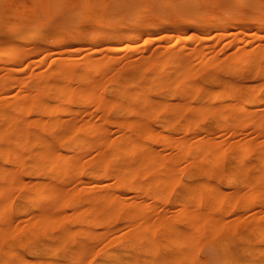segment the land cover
<instances>
[{
  "label": "rangeland",
  "instance_id": "rangeland-1",
  "mask_svg": "<svg viewBox=\"0 0 264 264\" xmlns=\"http://www.w3.org/2000/svg\"><path fill=\"white\" fill-rule=\"evenodd\" d=\"M198 1L200 3V6H201V8H200L201 12L198 11L196 13V22L193 24L191 22L189 23V21L187 20L190 18V14L192 12L191 4L188 0H93V6L95 7L96 10L93 7L92 8L93 11L90 10L86 13V16L84 18L85 20L80 25L82 34L79 37L69 35L68 38H66V40L54 42L53 41L54 34H56L58 32L59 26H64V28H65L64 30L66 31V30H70L77 23V19H78L77 18L78 17L77 9L79 7H81V5H80L81 0H66L65 4H57L58 0H54L55 6L53 4H48L47 0H0V42L1 43H4L2 41H8V40L16 39V38L22 39L23 37H25L29 33V31L32 28L37 27V26H42L45 24L47 25V27L43 28L36 35V39L39 41L40 45L43 46V49L41 51H40V49L36 50L35 48L34 49L31 48L30 52L26 53V55H24L23 58H21L19 61L15 62V63L5 64L2 60V58H0V81H2L8 75L9 76L11 75V77H10L11 80L8 81V83L10 82V84H9V86L7 85L8 88L6 87L4 92L3 91L0 92V94H2V98H3V99L1 98L2 106L8 105V103L10 104V102L18 94H22V93H26V92L32 93L29 91H32V89L35 90V88L38 85H40V83L42 84V81L48 76L47 74L50 73V71L47 70L48 69L47 67H48V64L51 63V61H50L51 59H52V61H53V58L59 59V60H64V59L69 57L70 59H69L68 63H70V65L69 64L68 65L71 67V70H70L71 73L69 72V74H66L67 77L62 76L63 77L62 80L65 79L63 81L59 78V77H61V75L57 77L60 80L61 84H64L65 81L66 82L69 81V83L73 84L72 85L73 88L76 87L74 85L84 87V86H87L88 84H89V86L93 83L99 84V85L96 84L97 87L96 86L93 87L91 85V88L93 87L92 89H94L93 91L95 92V94H99V96H100V98L98 97L99 102L96 101V103H95L94 101H92L90 99L91 101L87 100V101H89V104H87L88 103L87 101L85 102L86 105L85 104L81 105V104L75 103V102L72 104V106L77 108L79 111L78 112L79 115L77 116L78 122H79V120H81V122H83V120H86L87 118H90V117L92 120H94L95 117L97 119H101V120H97L95 118L97 120V122H100V123H102L103 119H105V118L107 119L110 117L109 119L112 120L117 116L120 117L122 120H126L129 118L128 116H131V114H137V110L138 111L141 110L142 112L145 113L146 124H147L148 129L150 130L151 134H154V135H152V142H151L152 146H150L149 151L152 152L154 154V156L158 157V161L149 164V165L153 166L152 168H151V166L148 165L149 168L147 167V171L148 170H150V171H148L147 173H145L142 176H139L136 179L137 182H139V181L141 182V185H142V183L143 184L145 183L144 184L145 186L143 187L144 191H142V193H141V191H139V189L134 190V189L127 187L128 185H126V186L120 185L117 188H114V192L116 191L115 193H117V194H119V193L121 195L123 194L122 197H124V198H122L121 201H124L123 202L124 205H121V210H117V211H119V212L116 211L117 214H116V212H114V213L112 212V214H115L113 216H112V214H110L111 213L110 211H112V210H109V209H111L109 207L106 208V210L109 212H107L105 209H104V211H106V212H104L103 210L98 208V210L99 209L101 210V211L99 210L101 213L103 212V214H101V215L99 214L100 212L98 210L94 211L97 209V207L101 203H103L104 200L103 199L101 200L100 196L95 198V200H94V198H90V197H92V195H91L92 191L94 192L96 190L94 193H96V192L100 193V191H101V194H103V193H109L112 190V184H111L112 179H111V177H107V176L102 177L103 174H100V177L98 178V180L93 181L94 183L91 182L92 181L91 180V172L96 170V162L98 163V162L104 161L106 158L109 157L108 155H106V153L110 154V152L112 151V149L114 147V142L116 141V139H118L117 137H119L120 131L115 128L116 124H114L113 122H112L113 125L109 123L108 124L109 126L106 125L105 126L106 129H103L105 131V133L102 134L104 132L103 130H102L103 132L101 131L102 133H100L101 137L103 136L102 141L99 139V141H101V143L98 142V144L96 143L97 145L95 143H93V145H91L90 149L88 148L89 150L87 149L86 152L84 151L85 154L83 152L79 153V155L80 154L81 155L80 156L78 155V156L80 159H82L79 161H81L80 163L83 165V167H82V165L80 164L81 168H79V171H80L78 173L79 175L77 174L76 175L77 177L72 176L73 178H71L69 181L67 180L65 182L66 184H64L65 186L63 185L65 187L64 190L66 191L64 193H66V194L71 193V191L74 192L75 189H81V188L83 189L84 184L87 185V188H85V190L81 189L82 191L81 190L75 191L76 192V194H74V197L76 196L74 199L75 205L74 204L71 205L67 198H66L67 201H65L63 199L65 204L63 203V200H61V202H59V200H58V202H57V197L54 195V197L56 198L55 199L56 202L54 201V197H53L52 198L53 200L52 199H50V200L49 199L48 200L43 199L42 202L40 203V206H38L39 204H36V202H34V205H36V206H33V205L28 206L26 203V200H25V195L29 191H31L33 188H35L36 186H38L40 184H42L44 186H48L49 185L48 183H51V182L52 183H58L60 181V179L63 178L62 177L63 174H61L59 172H57V173L52 172L50 174V176L45 174L41 170H40L41 172L37 171V173L31 174V175L27 173V171H28L27 168H29L27 166H29L28 164H31V162H32L31 158H33V155H34V154L32 155V153H34L36 151V147H30L29 146V139L32 136V135H30V133L32 134V130L35 129L34 127H36V129L34 130L35 132L41 130V127H38L39 125H37V126L35 125L36 124L35 122L38 121L36 116L39 117L38 116L39 114H36V116H34L36 119L35 118L32 119L33 121H29V125H27V127H28L27 129L29 130V133H28L29 137L27 136L28 138L25 139V141L26 140L27 141L26 142L23 141V143L25 142L24 144L22 143L23 145H26L25 158L22 161V165H20V166L18 165L19 167L16 168L17 171L13 172V175L15 176V177L13 176V178H15V179H17V177L20 178V180H18V179L17 180L23 186L22 185H17V186L13 185V187H15V188L10 186L9 189H7L9 191L7 193V196H8V194L9 195L11 194L10 195L11 198H10V196H8L10 201L8 200V202H5V204H4V208L10 206L11 209L13 210V211L11 210L12 213H11V211L8 213V217L6 216L7 217L6 221H8V222L10 221L9 224L11 223V225L13 227H12V229H9V230H12V232L8 230L9 233H7L8 231H5V230H7V229H5L4 231L6 233L4 231H3L4 232L3 234H2V232L0 233V237L2 238V239L0 238L1 239L0 248H6L9 246V247H12L14 250L15 249L18 250V253L21 252L20 253L21 255L16 254L13 258H15L16 260L22 261L23 258H21V257L27 258V256H28L29 259H32V258L34 259L36 257V260H37V258H38V260L40 259L39 261L48 258L50 260L55 259L54 261H57V262L58 261L64 262L63 260H68V258L71 255L75 256L77 253H79L82 249L81 247H83V248L86 247V248H84L85 249L84 255L88 251L87 248H89L91 251L89 250L90 252H87L88 258L86 257L87 254H86V256H84L82 254L83 255L82 257H84V259L86 257V259H87V260H85L86 263H82V264H95L101 260V258L103 257L104 251H106V250L123 251L125 246L127 245V242H125L124 238L128 237L127 239L129 241L128 240L127 241L130 243V244L128 243L129 244L128 246L132 247V249H135V246L137 244H136L134 238L138 235H142L143 233L150 235V237L154 240L156 247H154L155 249L153 251H155L161 255H164V256L172 255V253H176L179 250V247L184 245L183 242H185L187 236L183 237V239H182L183 242H180L181 239L179 240L180 245H178V243H177V245H172V244L169 246L163 245V244H166L167 242H169L168 241V238H169L168 235L174 234V231L173 230L164 231L160 227L161 223H159V220L161 221V218H162V219H165L167 222H170L171 224L173 223L175 225L176 229L177 228L180 229V226H181L182 229H180L179 231L186 229V227H187V231H188L189 228H188V224H187L186 220L179 219V220L175 221V219H173L172 216L174 218H176V216H174V215H176L175 211H177V208L180 206L178 203L181 204L187 200V196H186V194L188 192L187 183H189V181L194 182V184H195L194 186L196 187V195L198 194L197 195L198 198L195 196L198 199V201H196V203H197L196 205L203 207V210H204L203 211V214H204L203 219L204 220L207 219L211 214L218 213L219 216L222 218V220H224L225 218H228V219H225V221H229V219L231 218L232 221L235 219L237 221L238 219L240 220V216H238V214H239V215H241V220H242L241 222L243 224L238 222L239 221L238 220L237 221L238 223L235 221V224H233L231 226L232 228L229 227L227 229L226 228H223V229L220 228L218 230L216 229L215 230L216 233L213 232L214 231L213 227L205 224V226H207V228H209V229L204 227L205 229L203 228L201 230V232L198 235L199 237L197 236L196 239L194 238L196 240V242L192 243V245L194 244V246H196V247L193 246L194 248L192 249L191 252L195 251L194 255L196 257L192 253L191 260L186 261L188 263H186L185 261H182V262H178V264H199V263L200 264H217L219 262V260L221 259V252H229L232 250L235 251L240 246L244 245V240L242 238L246 239V237L249 235L250 227L252 225L250 221L253 222L252 219H256L255 221L258 220L261 224H264V219H262V217H264V201H262V198H264V197H260V196H264V191H260V193H259V191H257L252 195V197H250V199L247 198V200L245 201V204H244L245 210L241 207L242 202H243V197L245 195L246 196L248 195L246 193H248L249 191L253 192V190H255L257 187L264 186V180L261 179L258 182L257 180H259V179L256 176L248 177L246 175V173H249V172L252 173L253 171L261 169L262 167H264V164H262L260 161L255 159L257 154H258V148H256V147H258V145L264 143V84H262V83H264V67H262V64H264V54H262L261 51H260V54H258L259 49H264V37H260L257 40L255 38V34H260V35L264 36V26H262V25H264V3H262V1H264V0H198ZM19 8L24 10V12L19 11L20 10ZM16 9H18V10H16ZM135 10L140 11V13H143V15L137 17ZM17 11H19L20 13H23V14L24 13L28 14V16L26 15V17L29 20H26L24 18L25 21L22 22L23 17H21V16H20V18H22V19L19 20L20 19L19 16L17 17L15 15V13H18ZM8 12H12V13H8ZM13 12H14V17L12 15ZM113 12H116V13L119 12L118 13L119 15L122 14L121 17L125 18L126 21H128V24L131 23L132 21H134V22L136 21V29H137V27H139V28L141 27L140 28L141 31H139L138 35L133 39H130V40L124 39V40H118V41L114 42L113 44L115 46H117L118 50L116 49V50H113V52H112L111 50H107V49L103 48L104 47L103 45H107V44H109V42H107V41L104 42L103 40H100V34L99 33H101V30H103V28L104 29H106L107 27L111 28L110 27L111 21L107 22L104 20V18L106 16V14L112 15ZM144 12H146L145 15H144ZM9 14H11L12 16L10 15L11 16L10 17ZM68 14H70V18H67ZM210 14L214 15L213 16L214 18L210 17L209 16ZM215 14H217L218 16L219 15H221V16L227 15L230 17L231 22L229 21V24L228 25L226 24L227 26H225L224 30L227 32L224 31L226 33V34L224 33V35H226V36L223 35L224 37H222V35L221 36L218 35V37H217L216 33L213 34V32H214L213 28H214V25H216L217 19H218L217 17H215L216 16ZM29 15H31L32 18ZM115 16H116L115 14L112 15L113 18ZM17 18H19V19H17ZM33 18L34 19L36 18L35 21L33 20ZM206 20H208L209 22ZM47 21H49V22H47ZM204 21H206V22H204ZM12 23H19L20 28L18 30H11L10 26ZM236 23H238L240 25L238 26V24H236ZM93 24H96L98 26V40H100V42L102 41L104 43L101 42L99 44V41H98V44L96 46V48H98V50L88 54V53H86L85 48L87 46L88 33H89L90 29L92 28ZM160 25H162V26H160ZM146 27L147 28L150 27V31L147 34L145 31L143 32V28H146ZM162 32H166V33H170V34L172 33V36H170L167 39V37H162ZM233 32H234V34H233ZM244 33H246V35ZM247 33H248V35H247ZM178 34L181 35L183 38H187L188 40L187 39L184 40V41L187 40V42L183 43L184 46L181 45L183 47H180L179 49L177 47L176 50L175 49L171 50V52L174 55H176V58L181 60L180 63H182L181 65L179 64V66L177 65L178 63L174 64V66H173V64L172 65L168 64L169 63V62H167L168 59H166L167 57H165L166 55L164 54L165 51H163L165 49L162 46H165V44L168 45V43L170 44L174 40L175 37L179 36ZM191 35L195 36V37L192 38ZM184 36H186V37H184ZM157 38H159V39H157ZM235 38L236 39L239 38L240 41L236 40ZM232 39L234 41L230 42V40H232ZM161 40H163V41H161ZM61 42H63V43H61ZM65 42H67V43H65ZM68 43H70V44H68ZM23 46L27 48L26 44H23ZM130 48H131V50H130ZM126 49H129V51ZM199 54H201V56ZM239 54L251 55L253 60H254L252 66L245 67V68L240 67L239 61L236 58ZM197 55L200 57H198ZM209 56L211 58H209ZM88 59L89 60L91 59V61H93L94 64L96 63L91 71L90 70L88 71L86 69V66H85V63ZM164 59L167 61H165ZM102 60L104 63L102 62ZM204 60H205V62H204ZM207 60H209V61H207ZM79 61H80V64H79ZM198 61H200L199 64H198ZM194 62H195V64H194ZM201 62H204V63L201 64ZM157 63H158V65H157ZM133 65L135 67H133ZM186 66L189 67L188 68L189 72L187 71L189 74L186 72L185 73L188 74L189 76H187L185 73H183L184 74V77H183V75L180 74V72L178 74V71H179L178 67L181 69V68H184ZM233 66H234V70H230V69H233ZM236 66H237V68H236ZM176 67H177V69H176ZM176 70H178L177 73H176ZM46 71H48L49 73H47ZM84 71L86 73L88 72V74L92 75L91 77H93V78L90 77V80L95 79L94 80L95 82L94 81L89 82V79H87L86 76H85L86 78L83 77L82 80H81V78H76V76H79L78 74H81ZM89 72H91V73H89ZM114 73H115V75H114ZM112 75H113V77H112ZM137 75H139V76H137ZM181 76L183 78H181ZM213 76H215V77H213ZM79 77H81V76H79ZM84 78L87 80H85ZM155 78L159 81L153 86L150 85L151 80H153ZM69 79L72 82H70ZM111 79H113V80H111ZM182 79H183V81H182ZM21 81L22 82L24 81V82L20 83ZM192 81H194V82H192ZM227 82L230 84L236 85L240 88L251 86L250 88L252 89L253 93L254 94L256 93L257 95H259L262 98V100L260 99L259 102H255V103L251 104L250 105L251 110L248 109L249 111L248 110L239 111L237 113L236 117L229 118L228 121L226 122V127L234 128L235 132L234 133L231 132V134H230V132H228L229 134L226 133L224 142L223 141L220 142V140H219L221 138L220 135L222 134V132L224 133L225 130L222 131L223 128L220 126L221 121L218 118V114H220V112L222 110H224L225 105L231 101H229L227 99L226 100L225 99H216V100L212 101L208 97V95H207L208 92L206 90H210V89L211 90H218L219 87L220 88L225 87ZM69 83H68V85H71ZM193 83H196L195 84L196 86H194ZM191 84H192V86H191ZM100 85L102 86L101 87L102 90L100 88ZM149 85L152 87H150ZM176 85H177V87H176ZM104 88L105 89L107 88V89L105 90ZM134 93H136V94L139 93L138 94L139 97L136 96V98L132 100L131 97L133 96ZM145 93L148 96L150 95V97H148L151 100L150 103L151 102L156 103V102H159V100L165 101V103H167L166 109L163 111V116H165L164 117L165 119L162 117L163 119L161 121H159L158 119L156 120V114L157 113L153 112V114H152V112L149 109L150 106L148 105L147 102H145L143 100V96L146 95ZM51 94L52 93L50 91H47V92L42 94V98L44 97L45 100H50ZM95 96H97V95H95ZM140 96L142 98L141 100L144 102H141ZM114 97L115 98L119 97L118 100L120 99L119 100L120 101V105H119L120 107L113 110L115 106L113 104L111 105V103L109 102L110 106L103 107L104 109L102 110L101 109V105H103L102 102L103 103H104V101L108 102L107 100L111 101V99L113 100ZM4 99H6L7 101H5ZM103 99H104V101H103ZM149 99H148V101H149ZM3 100H4V102H3ZM134 100H136V101L138 100V101L135 102ZM243 100H245V96L243 94L236 95L235 101L232 102V109L235 108L237 102L243 101ZM62 102L65 103L66 100H63ZM51 103H54V102L52 101ZM122 104H123V106H122ZM137 107H138V109H137ZM141 107H142V109H141ZM94 108L96 109L95 112H94V110H95ZM99 108L101 109V112H99V110H100ZM107 108H108V110H107ZM97 109H98V111H97ZM118 109H120V110L118 111ZM28 110H26L24 114L27 117L29 116L28 118H29V120H31V116L33 118V115H35V113L33 111H31L30 109H28ZM81 110L83 113L80 112ZM104 110H106V112ZM116 110H117V112H116ZM201 111H203L204 114L201 115V113H203ZM97 112H99V113H97ZM95 113H97V115ZM146 113H148V114H146ZM199 113H200V115H199ZM99 114L102 115V117H99ZM67 115H68L67 113H64V115L62 114L61 119H64V118L66 119ZM69 117H67V118H69ZM96 120H94V121H96ZM33 123H34V126H33ZM126 125H127V123H126ZM131 126H132V124H131ZM174 126L177 128L176 131L175 130L171 131L172 127H174ZM123 127H124V129L127 127L125 130L129 129L128 125L126 127L122 126V128ZM201 127H202V130H201ZM183 128H185V129L183 130ZM205 128L211 129L209 131H210V133L212 132L213 134H210L212 136V139H210V141L208 142L207 147H203L202 149L203 150L205 149L208 151V148L210 147L209 149L212 150L215 154H217V152L221 151V150H222V152L224 151V153L225 152L227 153V154L225 153L227 156H225L223 158L222 157L215 158L212 161L206 160L207 162L205 161V156H204L207 151L204 150V152H203V150H202L201 154L203 156L200 155V156H202V159L204 157L201 166L206 165V167H203V168L204 169L206 168V170H211L213 172L212 175L208 178V182H209V180H210V182L214 181L213 183H210V182L209 183L211 185L213 184L212 186H214V187L217 186L218 188L222 189V190L217 189L219 191L218 196L222 192L221 196L225 195V197H226L224 199V196H223L221 199L222 202L220 200L219 201L220 203L216 204L217 206L215 205V203L212 205L214 199L210 200V199L214 198V196H213L214 194L212 195V197H211V194L210 195H209V193L206 194V192H203V188H202L203 184L200 185L201 181L199 182V180H200L199 178L205 179V172L203 171L202 168H200L201 166L200 165L197 166V169H196V167H195L196 165L195 166L193 164L186 165L187 161H184L185 159H183V158H182V160L181 159L176 160V158L179 156V154H178L179 153V147L176 144L178 142V140L183 135H185V137H186L188 134V139L190 138V140H188V142H190V141L192 142L194 138L196 139V135H197V138L199 137L198 135L201 132L202 133L200 134L199 138H206V136H207L206 131L207 130H205ZM257 128H259L260 131ZM65 131L66 130H62V132L59 131V133L57 132L58 135L61 133L62 135L60 134V136L63 138L62 140L60 138V141L58 140L59 142H57V140H56V142L54 143L55 152H57L58 154L66 153V151L68 152L70 150L69 148L72 149V146H74L73 143L63 141L69 135L68 130L66 131L68 133H66ZM195 131L198 133L196 134ZM203 131H205L206 133ZM64 132H65V134H63ZM129 133H130V135H129ZM129 133H127V135H124V138H122L123 135H121L122 143L123 142L126 143L128 140L130 141L131 138H134V137L135 138H138V137L141 138L140 134H138L136 132H134V133H136L137 135L134 134L133 131L129 132ZM66 134H68V135L66 136ZM132 134H134V136ZM63 136H65V137H63ZM226 139H227V141H226ZM164 140L167 141V145L169 144L168 147H167V145H166V147H161V143L164 142ZM244 143H247L249 147L251 146L252 150L250 151L251 153L247 156L246 161H244V163L240 164V166L243 167L242 171L244 173V175L242 177V181L226 183L225 182L226 174L231 170V164L233 163V158H232L233 154L232 153L237 152L236 150H238V145H240V144L242 145ZM189 144H191V143H189ZM229 144L230 145L232 144V145L230 146ZM94 145H95V147H94ZM96 147L97 148L99 147L98 148L99 154L97 153ZM28 153L30 154V156ZM228 153H230V155L232 154V157ZM175 154H178V155L176 156ZM31 155H32V157H31ZM175 156H176V158H175ZM27 157H30V158H27ZM85 160H87V161H85ZM89 160H91V161H89ZM167 160H170L173 167H174V170H175L174 178L176 177V180L174 182L175 184H173V186L170 188L171 190L167 191L166 190L167 188H164L165 191H163L162 189H160V190H162L161 191L162 194H161L160 190L157 189L156 186L154 185V181H155V179H157L156 176L161 175L159 173V170L165 164V162H167ZM93 161H96V162L94 163ZM1 162H2V160L0 159V163ZM25 162H26V164L23 165V163H25ZM83 162L85 164H83ZM173 163H175V164H173ZM88 165H90V166H88ZM22 166L25 169H23ZM140 166H142V165H140ZM207 168H209V169H207ZM188 172H191V174ZM59 174H61V175H59ZM151 177H153V179ZM178 178H180V180ZM181 179L185 180L187 183L185 181L181 182ZM176 181H178V183H176ZM0 182H1V177H0ZM88 182H90L89 184H92L90 186L93 188H91L90 186L88 187V185H89V184H87ZM150 182H152V183H150ZM184 182L186 183V185ZM66 185H67V187H66ZM124 186L127 188H125ZM243 186H246V187L242 188ZM68 187H69V189H68ZM240 188H241V192L243 191L242 192L243 193L242 198L238 197V198L231 200L230 194L235 192V191H231V190H233V189L234 190H236V189L240 190ZM86 189H88V190H86ZM147 189L150 190L151 192L146 193L145 191L148 192ZM68 190H70V191H68ZM152 190H153V192H152ZM175 190L177 192H175ZM186 190H187V192H186ZM225 190H226V192H231V193L228 194L225 192ZM78 191H79V193H78ZM135 191H137V193ZM223 192H224V194H223ZM117 194L115 196H117ZM120 194L118 196H120ZM154 194H155V196H154ZM249 195L251 196V193ZM17 196H18V198H17ZM216 196H217V194H216ZM8 197H6V198H8ZM84 197H85V199H84ZM86 197H87V199L89 198V201L86 200ZM247 197H249V196H247ZM196 198L194 199L193 202H195ZM120 199H121V197H120ZM127 199H128V201H127ZM132 199L135 200L133 208L134 209L136 208L135 211L138 212V213H136V215L140 214V211L137 210L138 208H140V210L143 209L142 208L143 206H141L142 205L141 203H143L144 207H145V210L143 211L144 213L150 211L149 215L150 214L151 215L148 216V213H147V217L145 216V214L143 212H141L142 214L140 216H142V217H140V218H142L143 222H145L151 218V220H149L150 222H148L150 225H152L155 222V220H156L157 224H159L157 226V224H155L156 223L155 222L153 224V226H151L152 228L154 227L152 230V233H151V231H149L150 229L148 230V229L142 228V227H146V226L149 227L150 226L149 224H148L149 225L148 226L147 223L145 222L146 224L145 223L144 224L146 226H143L144 224H141L142 225L141 226L138 222L139 221L138 219H137V221H135L137 216L134 215L136 217V218L134 217V219H133V217L127 216V210L132 208V201H133ZM217 199L218 198H216V200ZM146 200L148 201L149 204L147 203ZM159 200H162L163 203H161L162 201H160L158 203ZM216 200H215V202H216ZM0 201L4 202V201H7V199L2 198V199H0ZM95 201H97V202H95ZM126 201L129 202L130 205ZM136 201H138V202H136ZM140 201H141V203L139 204ZM233 202H234V205L231 204ZM56 203H58L57 206L59 204L61 205L62 203L64 205L62 204L61 205L62 207L61 206L57 207L55 205ZM73 203H74V201H73ZM123 203L121 202V204H123ZM125 203H127V204H125ZM135 203H137V205ZM226 203H228V205ZM54 205L56 206L55 208H54ZM69 205H70V207H68ZM176 205H178V206H176ZM88 206L91 208L93 207L92 209H94V206H96V208L94 210H92ZM124 206H125V208H124ZM126 206H128V207H126ZM204 206H206V207L208 206V208L206 209V207H204ZM38 207L39 208L41 207V209H39ZM218 207H221V209H220L221 211L218 210ZM26 208H29L30 212L32 211V213H31L32 216H33V214L35 215L40 210H43V209L44 210H48V209L50 210L51 209V211L53 209H55L56 211L55 210H53V211H54L56 217L59 214V217L56 219L57 221L59 220V223L57 224V221H55L56 223L52 222L51 225H50V223H47L45 228H42V230L44 229L43 231L39 230L33 236H30L29 231H28L30 229H28V228L30 227V225L33 222V220L31 219L33 217H30L31 220L29 219V217L24 218L25 215L23 214L22 210H24ZM87 208H89L91 210V212L89 209L86 211ZM217 210H218V212H217ZM16 211H18V212H16ZM35 211H37V213H33ZM93 211H94V213H93ZM125 211H126V213H125ZM88 212H90V214H88ZM104 213H105V215H104ZM64 214H65V216H64ZM72 214H73V216H72ZM161 214H162V216H161ZM247 214H249L250 217ZM22 215H24V216H22ZM68 215H71L72 218ZM159 215H160V217H159ZM206 215H207V218H206ZM83 216L84 217L86 216V217L83 218L82 222L79 221L81 219V217H83ZM125 216H127V217H125ZM234 216H236V217L233 219ZM87 217H88V222L87 221L83 222L84 219H86ZM101 217H103V220L101 219ZM167 217L169 220H167ZM67 218H69V219H67ZM93 218H95L96 220ZM126 218L128 220H126ZM143 218L146 220L144 221ZM100 219L102 220L101 222H100ZM132 219L136 222L135 224L137 225V223H138L141 226V228L138 226L139 228L136 229L137 228V226H136L134 232L130 231L131 234H127V232L122 234L121 231L125 232V226L127 225V223L129 222L128 224H130V222H131V224H132V222H134ZM90 220H91V222H90ZM152 220H154V221H152ZM76 221H77V223H76ZM28 222H30L28 225L25 224ZM90 223H93V224H90ZM140 223H142L141 219H140ZM15 224L18 227H20V226L21 227L20 228L17 227L18 228V230H17ZM18 224H20V226ZM52 224H54L55 226ZM241 224H242V226H241ZM62 226H64V227H62ZM66 227H68V228H66ZM70 227H74L73 230L75 229V227L76 228L80 227V230L82 229V227L84 229L87 228V229H89V231H92V233L88 232V234L93 235V236L91 237L89 235L90 236L89 237L87 235V238H86L85 235L82 236L83 234H80V235L78 234V232H80V230L78 231L77 229H75L74 233L76 232L75 234H76L77 238L75 237V238L64 239L62 235L64 234L65 229H72ZM15 229L17 230L16 232H15ZM119 229H121L120 232H118ZM210 229H212V231ZM20 230H23L22 234H20L21 233V232H19ZM106 230H108V231H106ZM159 230L161 233L159 232ZM112 231H113V234H112ZM138 231H139V233H138ZM141 231L143 233H141ZM177 231H175V232H177ZM103 232L104 233L106 232V233L104 234ZM107 232L108 233L110 232L109 236L111 235V237H109L107 235L108 234ZM130 232H128V233H130ZM170 232H171V234H170ZM99 233H101V234L99 235ZM102 233L104 236L102 235ZM134 233L136 234V236H134L135 235ZM155 233H156V235L154 236ZM212 233L214 236L212 235ZM4 234H6V235H4ZM115 234H118L123 238L116 235L118 237V239L115 240L117 238V237L114 238ZM126 234H127V237H124V236H126ZM17 235H18V238H17ZM78 236L80 238H78ZM83 237H85V238H83ZM129 237H131V238H129ZM20 238H21V240H20ZM60 238H62L63 240L61 241ZM108 238H113V239H108ZM29 239H30V241H29ZM165 239H166V243H165ZM109 240H110V242H109ZM39 242H41V244H39ZM59 242H61V243H59ZM83 242L85 244H87V246H85V244H83L84 245L83 246L82 245ZM123 243H125V244H123ZM47 245H50V247H52L50 249V251H47L46 247H43V246H47ZM104 245H106V246H104ZM117 246H119V247H117ZM164 246H166V247L163 249ZM191 246H190V250H191ZM32 247L35 248V250H34L35 254L33 252H31L32 249H30V248H32ZM79 247L81 249H79ZM27 248H29V249L27 250ZM194 249H196V250H194ZM26 252L28 253V255ZM92 252H93V254H91ZM147 252H149V249ZM191 252H190V255H191ZM145 253L146 252H144V253L142 252V256ZM89 254H91L90 255L91 257L89 256ZM165 254H168V255H165ZM5 256H6L5 251H3V250L0 251V260L2 258H4ZM75 257H77L79 260L81 258V261H84L82 259L80 253ZM79 260H78V263L81 262ZM95 260H97V261H95ZM168 262L169 261H167L165 263H168ZM170 262L172 264L174 263L173 260ZM78 263H76V264H78ZM165 263H163V264H165ZM171 263H168V264H171ZM37 264H44V263L41 261V262H38ZM140 264H142V263H140ZM175 264H177V263L175 262Z\"/></svg>",
  "mask_w": 264,
  "mask_h": 264
},
{
  "label": "bare ground",
  "instance_id": "bare-ground-1",
  "mask_svg": "<svg viewBox=\"0 0 264 264\" xmlns=\"http://www.w3.org/2000/svg\"><path fill=\"white\" fill-rule=\"evenodd\" d=\"M189 2H190V4H191V9H192V12H191V14H190V18L189 19H187L188 21H189V23L191 22V23H195L196 22V13L199 11V12H201L200 11V8H201V6H200V3H199V1L198 0H188ZM202 2V1H201ZM47 3L48 4H53L54 6H55V3H54V0H47ZM66 3V0H58V3L57 4H65ZM237 3V2H236ZM262 3H264V1H262ZM25 4V3H24ZM81 7H79L78 9H77V11H78V19H77V23L70 29V30H64L65 28H64V26H59V30H58V32L56 33V34H54V38H53V41L54 42H57V41H63V40H66V38H68V36L69 35H71V36H75V37H79L81 34H82V32H81V28H80V25H81V23L85 20L84 18H85V16H86V13L88 12V11H90V10H92V8L94 7L93 6V0H81ZM203 5V4H202ZM189 6V5H188ZM15 7V6H14ZM31 7V6H30ZM16 8V7H15ZM23 8V7H22ZM20 9V8H19ZM94 9H95V7H94ZM163 9V8H162ZM190 9V10H191ZM16 10H18V9H16ZM96 10V9H95ZM19 11H23L24 12V10H22V9H20ZM19 11H17L18 13H15V15L18 17L19 16V18H20V16L21 17H23V20H22V22L23 21H25V19L26 20H29V19H27V17H26V15L28 16V14H26V13H20ZM27 11V10H26ZM93 11V10H92ZM207 12V11H206ZM218 12V11H217ZM8 13H12V12H8ZM119 13V12H118ZM118 13H116V12H113V14L112 15H116L114 18L112 17V15L111 14H106V16H105V18H104V20L105 21H111V28H106V29H104L103 28V30H101V33H99L100 34V40H103L104 42L105 41H107V42H109V44H107V45H103L102 47L104 48V49H107V50H111L112 52H113V50H118V48H117V46H115L113 43L114 42H116V41H118V40H124V39H128V40H130V39H133V38H135L137 35H138V32L139 31H141V27L139 28V27H137V29H136V21L134 22V21H132L131 23H129L128 24V21H126V19L125 18H122L121 17V15H119ZM135 13H136V16L137 17H139V16H142L143 15V13H140V11H138V10H135ZM31 14V13H30ZM146 14V12H144V15ZM150 14V13H149ZM212 14V13H211ZM209 15L210 17H212V18H214L213 16L214 15ZM6 15V14H5ZM11 14H9V16H10ZM13 17H14V12H13ZM11 15V16H12ZM95 15V14H94ZM135 15V14H134ZM148 15V14H147ZM216 16L215 17H217L218 19H217V23H216V25H214V28H213V30H214V32H213V34L214 33H216V35H217V37H218V35L219 36H221L222 35V37H224V36H226V35H224V33L225 32H227V31H225L224 29H225V26H227L228 24H229V21H230V17L229 16H227V15H217V14H215ZM8 16V15H7ZM10 16V17H11ZM25 16V17H24ZM29 16H31V15H29ZM124 17V16H123ZM136 17V18H137ZM19 18H17V19H19ZM25 18V19H24ZM31 18H32V16H31ZM67 18H70V14H68V16H67ZM135 18V19H136ZM22 18H20L19 20H21ZM36 19V18H35ZM35 19L33 18V20L35 21ZM140 19V18H139ZM103 20V19H102ZM137 20V19H136ZM232 20V19H231ZM37 21V20H36ZM40 21V20H39ZM138 21V20H137ZM206 21H208V20H206ZM206 21H204V22H206ZM44 22V21H43ZM47 22H49V21H47ZM209 22V21H208ZM231 22V21H230ZM243 23V22H242ZM106 24V23H105ZM227 24V25H226ZM236 24H238V23H236ZM244 24V23H243ZM152 25V24H151ZM157 25V24H156ZM155 25V26H156ZM240 24H238V26H239ZM149 26V25H148ZM154 26V27H155ZM160 26H162V25H160ZM262 26H264V25H262ZM45 27H47V25L45 24V25H42V26H37V27H34V28H32L30 31H29V33L25 36V37H23L22 39H19V38H16V39H12V40H8V41H2V42H4V43H1L0 44V58H2V60H3V62L5 63V64H8V63H15V62H17V61H19L21 58H23L24 57V55H26V53H28V52H30L31 50V48H35L36 50H39L40 49V51L43 49V46L42 45H40V43H39V41L36 39V35L43 29V28H45ZM88 27V26H87ZM143 27V26H142ZM152 27V26H151ZM20 28V26H19V23H12L11 24V26H10V29L11 30H18ZM158 28V27H157ZM152 30V29H151ZM146 32V34L147 33H149V31H150V27L149 28H143V32ZM225 31V32H224ZM142 32V33H143ZM167 32V31H166ZM166 32H162V37H167V39L170 37V36H172V33L170 34V33H166ZM230 32V31H229ZM175 34V33H174ZM195 34V33H194ZM212 34V35H213ZM226 34V33H225ZM233 34H234V32H233ZM245 35H246V33H244ZM179 35V34H178ZM196 35V34H195ZM224 35V36H223ZM247 35H248V33H247ZM19 36V35H18ZM192 36V35H191ZM197 36V35H196ZM184 37H186V36H184ZM193 37H195V36H192V38ZM201 37V36H200ZM260 37H264V36H262V35H260V34H255V38H256V40L258 39V38H260ZM254 38V39H255ZM157 39H159V38H157ZM185 39H187V38H183L181 35H179V36H177V37H175L174 38V40L169 44L168 43V45H166L165 44V46H162L165 50H163V51H165L164 52V54L166 55L165 57H167L166 59H168V61L167 60H165V61H167V62H169L168 64H173V66H174V64H176V63H178L177 65L179 66V64L181 65L182 63H180V59H177L176 58V55H174L172 52H171V50L173 49H175L176 50V48L178 47V49L180 48V47H183L184 45H183V43L184 42H187V40L186 41H184ZM236 39V38H235ZM100 40H98V26L96 25V24H93L92 25V28L90 29V31H89V33H88V39H87V46H86V53H92V52H94V51H96V50H98V48H96V46H97V44H98V41H99V44L102 42H100ZM219 40V39H218ZM236 40H239L240 41V39L238 38V39H236ZM161 41H163V40H161ZM165 41V40H164ZM216 41V40H215ZM232 41H234L233 39L232 40H230V42H232ZM104 42H102V43H104ZM60 43V42H59ZM61 43H63V42H61ZM65 43H67V42H65ZM76 43V42H75ZM78 43V42H77ZM23 44H26L27 45V48L26 47H24L23 46ZM68 44H70V43H68ZM163 45V44H162ZM181 45H183V46H181ZM129 48V47H128ZM103 49V50H104ZM168 49V50H167ZM126 50H128L129 51V49H126ZM130 50H131V48H130ZM170 50V51H169ZM56 51V50H55ZM105 51V50H104ZM202 51V50H201ZM260 51H261V53L262 54H264V49H259V52H258V54H260ZM127 52V51H126ZM212 53V52H211ZM213 54V53H212ZM261 54V55H262ZM200 56H201V54H199ZM4 56V57H3ZM196 56V55H195ZM198 56V55H197ZM200 56H198V57H200ZM212 56V55H211ZM209 58H211L210 56H209ZM237 60L239 61V64H240V67H250V66H252V64H253V58H252V56L251 55H249V54H239L237 57ZM69 57L68 58H66V59H64V60H59V59H55V58H53V61H52V59L50 60L51 61V63L50 64H48V71H50V73L48 72V71H46L47 73H49V74H47L48 76L42 81V84L40 83V85H38L36 88H35V90L34 89H32V91H29V92H32V93H22V94H18L11 102H10V104L8 103V105H3L2 106V101H1V98H2V94H0V159L2 160V162L0 163V177H1V182H0V199H2V198H5V199H7V201H4V202H2V201H0V233L2 232V234L5 232V231H8L9 229H12V225H11V223L9 224V222L8 221H6L7 220V217H8V213L12 210L11 209V207L10 206H8V207H6V208H4V204H5V202H8V200H9V197L8 196H10L9 194H8V196H7V193L9 192L7 189H9V187L11 186V187H13V185L14 186H17V185H22L18 180H20V178H18L17 177V179H15V178H13V172L14 171H17V167H19L20 165H22V161L24 160V158H25V155H26V152H25V148H26V145H23L26 141H25V139H27L29 136H28V133H29V130L27 129L28 127H27V125H29V121H33L32 119H34L35 117L34 116H36V114H39L38 116L39 117H37L36 116V118L38 119V121H36L35 123V125L37 126V125H39L38 127H41V130H39V131H34L35 129H36V127H34L35 129H33L32 130V134L30 133V135H32L31 136V138L29 139V146L30 147H36V151L34 152V153H32V155H33V158H31L32 159V162H31V164H28L29 166H27V167H29V168H27L28 169V171H27V173L28 174H35V173H37V171H39V172H44L45 174H47V175H49L50 176V174L52 173V172H59V173H61V174H63V178H59L60 179V181L58 182V183H48L49 185L48 186H44V185H42V184H40V185H38V186H36L35 188H33L31 191H29L26 195H25V200H26V203H27V205L28 206H30V205H33V206H36V205H34V202H36V204H39L38 206H40V203L42 202V200L43 199H52L53 197H54V195L57 197V202H58V200H59V202H61V200H65V201H67V199H68V201H69V203L72 205V204H74L75 205V197H74V194H76V192L75 191H77V190H81V189H75V191L73 192V191H71V193H69V194H66V193H64V192H66L64 189H65V185L64 184H66L65 182L68 180H70L71 178H73L72 176H76L80 171H79V168H81V161H79V160H82V159H80L79 158V156L81 155H79V153L80 152H83L84 153V151L86 152L87 151V149L89 148L90 149V147H91V145H93V143H97L98 144V142H100L101 143V141L103 140V136L101 137V134L100 133H102L104 130L103 129H106V125H108L109 123L110 124H112L113 125V123L114 124H116L115 125V128L116 129H118L119 131H120V133H119V137H117L118 139H116V141L114 142V147H113V149H112V151L110 152V154L108 153H106V155H108L109 157L108 158H106L104 161H101V162H96V161H93L94 163L96 162V170L95 171H92L91 172V182H93V181H95V180H98V178L100 177V174H103L102 175V177L103 176H107V177H111V179H112V182H111V184H112V190L109 192V193H103V194H101V191H100V193H94L93 191H92V197H90V198H94V200H95V198H97L98 196H100V199L102 200H104L103 201V203H101L98 207H97V209L96 210H94L95 208H96V206H94V209H92L91 207H89L90 209H92V210H94V211H97L98 210V208H100L101 210H103L104 211V209L106 210V208L107 207H109V208H111V209H109V210H112V211H110L111 213L110 214H112V212L114 213V212H116L117 210H121V205H124V201H121L122 200V198H124V197H122L123 196V194L121 195L120 193V196H118L119 194H117V193H115L114 192V188H117L118 186H120V185H128L127 187H129V188H131V189H134V190H138L139 189V191H141V193H142V191H144V189H143V187L145 186L143 183H142V185H141V182L139 181V182H137L136 181V179L139 177V176H142V175H144L145 173H147L148 171H150V170H148L147 171V167H148V165L149 164H151V163H153V162H156V161H158V157H156V156H154V154L152 153V152H150L149 150H150V146H152L151 145V142H152V135H154V134H151V132H150V130L148 129V127H147V124H146V116H145V113L144 112H142L141 110L140 111H138L137 110V114H131V116H128L129 118L128 119H126V120H122L120 117H115L114 119H112V120H110L109 118H105V119H103V122L102 123H100V122H97V120H101V119H97L96 117V119L94 118V120H96V121H94V120H92L91 119V117L90 118H87L86 120H83V122H81V120H79V122H78V120H77V116L79 115L78 114V109L77 108H75V107H73L72 106V104L75 102V103H79V104H81V105H83V104H85V102L87 101V100H92V101H94L95 103H96V101H98V97L100 98V96H99V94H95V92L93 91L94 89H92L93 87H97V85H99V84H97V83H93V84H91L93 87L91 88V85L89 86V84L87 85V86H84V87H80V86H77V85H74V86H76V87H74L73 88V84H71V83H69V81H65L64 82V84H61V82H60V80L57 78L58 76H60L61 75V77H59L61 80H62V78L63 77H67V75L66 74H69V72H70V70H71V67L69 66L70 65V63H68V61H69ZM200 59V58H199ZM198 59V60H199ZM214 60V59H213ZM212 60V61H213ZM82 61V60H81ZM207 61H209V60H207ZM215 61V60H214ZM232 61V60H231ZM237 61V62H238ZM85 62V61H84ZM102 62H103V60H102ZM114 62V61H113ZM161 62V61H160ZM164 62V61H163ZM199 62L200 61H198V64H199ZM204 62H205V60H204ZM204 62H201V64L202 63H204ZM104 63V62H103ZM159 63V62H158ZM158 63H157V65H158ZM236 63V62H235ZM69 64V65H68ZM79 64H80V61H79ZM96 64V63H95ZM95 64H94V62L93 61H91V59L89 60H87L86 61V63H85V66H86V69L89 71H91L92 70V68L95 66ZM160 64V63H159ZM194 64H195V62H194ZM212 64V63H211ZM148 65V64H147ZM165 65V64H164ZM210 65V64H209ZM214 65V64H213ZM28 66V65H27ZM146 66V65H145ZM162 66V65H161ZM176 66V65H175ZM133 67H135L134 65H133ZM158 67V66H157ZM181 67V66H180ZM262 67H264V64H262ZM175 68V67H174ZM188 68L189 67H184V68H179L178 67V69H179V71L178 70H176V73H177V71H178V74H179V72H180V74H182L183 75V77H184V74L183 73H188L189 71H188ZM236 68H237V66H236ZM176 69H177V67H176ZM230 69V68H229ZM164 70V69H163ZM230 70H234V66H233V69H230ZM116 71V70H115ZM188 71V72H187ZM163 72V71H162ZM71 73V72H70ZM85 73V74H84ZM89 73H91V72H89ZM185 73V74H186ZM230 73V72H229ZM83 74V75H82ZM134 74V73H133ZM189 74V73H188ZM188 74H186L187 76H189ZM79 76H81V77H79V76H76V78H81V80H82V78L83 77H87V79H89V82L91 81V82H93L94 80L92 79V80H90V77L92 76V75H90V74H88V72L86 73L85 71L83 72V73H81V74H78ZM114 75H115V73H114ZM118 75V74H117ZM136 75V74H135ZM177 75V74H176ZM185 75V76H186ZM63 76V77H62ZM69 76V75H68ZM137 76H139V75H137ZM10 77H11V75L9 76H7V77H5L2 81H0V92H4V90L6 89V87L8 88V86H9V84H10V82L8 83V81L9 80H11L10 79ZM85 77V78H86ZM112 77H113V75H112ZM144 77V76H143ZM182 76H181V78H183ZM213 77H215V76H213ZM84 78V79H85ZM91 78H93V77H91ZM186 78V77H185ZM83 79V80H84ZM87 79H85V80H87ZM144 79V78H143ZM41 80V79H40ZM63 80H65V79H63ZM62 80V81H63ZM68 80V79H67ZM70 80V79H69ZM80 80V81H81ZM111 80H113V79H111ZM97 81V80H96ZM159 80H157L156 78L155 79H153V80H151V83H150V85H155L157 82H158ZM182 81H183V79H182ZM216 81V80H215ZM24 82V81H23ZM22 81L20 82V83H23ZM70 82H72L71 80H70ZM88 82V81H87ZM95 82V81H94ZM98 82V81H97ZM112 82V81H111ZM192 82H194V81H192ZM191 82V83H192ZM19 83V82H18ZM19 83V84H20ZM66 83V84H65ZM68 83L69 84H71V85H68ZM99 83V82H98ZM26 84V83H25ZM97 84V85H96ZM196 83H193V85L194 86H196L195 85ZM262 84H264V83H262ZM8 85V86H7ZM149 85V86H150ZM89 86V87H88ZM152 86H150V87H152ZM191 86H192V84H191ZM102 86L100 85V88H101ZM176 87H177V85H176ZM179 87V86H178ZM251 87V86H250ZM249 86L248 87H244V88H240V87H238V86H236V85H233V84H230V83H228L227 82V84H226V86L225 87H222V88H220L219 87V89L218 90H206L208 93H207V95H208V97L210 98V100H216V99H227V100H229V101H231V102H228L226 105H225V107H224V110H222L221 112H220V114H218V118H219V120L221 121V123H220V126L223 128L222 129V131L223 130H225V132L223 133L222 132V134L220 135V142H224V140H225V134L227 133V134H229L228 132H230V134H231V132L232 133H234L235 132V129L234 128H232V127H226V122L228 121V119L229 118H232V117H236L237 116V113L239 112V111H245V110H248V109H250V105L251 104H253V103H255V102H259L260 101V99L262 100V98L259 96V95H257L256 93L254 94L253 93V91H252V89L250 88ZM254 88V87H253ZM105 89V88H104ZM107 89V88H106ZM105 89V90H106ZM101 90H102V88H101ZM47 91H50L52 94H51V96H50V100H45L44 99V97L42 98V94L43 93H45V92H47ZM47 94V93H46ZM139 94V93H138ZM138 94H136V93H134L133 94V96L131 97V99L133 100V99H135L136 98V96H138ZM146 94V93H145ZM238 94H243L244 96H245V100H243V101H239V102H237V104H236V106H235V108H233L232 109V102L233 101H235V96L236 95H238ZM95 95H97V96H95ZM105 97V96H104ZM139 97V96H138ZM148 97H150V95L148 96L147 94L146 95H144L143 96V100L145 101V102H147L148 103V105L150 106V111L152 112V114H153V112L155 113H157L156 114V120L158 119L159 121H161L165 116H163V111L166 109V106H167V103H165V101H161V100H159V102H156V103H150V99L148 98ZM108 98V97H107ZM119 98V97H118ZM118 98H115L114 97V99L112 100L111 99V101L110 100H107L108 102H106V101H104V99H103V101H104V103L102 102V104L103 105H101V109L103 110L104 108L103 107H108V106H110V103H111V105L113 104L115 107H114V109L113 110H115V109H117L118 107H120L119 105H120V99L118 100ZM3 99V98H2ZM106 99V98H105ZM116 99V100H115ZM142 98H141V96H140V100H141ZM148 99H149V101H148ZM5 101H7L6 99H4ZM4 100H3V102H4ZM63 100H66V102L64 103V102H62ZM90 100V101H91ZM100 100V99H99ZM139 100V99H138ZM137 100V101H138ZM147 100V101H146ZM54 102V103H51V102ZM135 102H137L136 100H134ZM144 101H142L141 100V102H144ZM88 103L87 104H89V101H87ZM99 102V101H98ZM110 102V103H109ZM109 103V104H108ZM94 104V103H93ZM131 104V103H130ZM138 104V103H137ZM86 105V104H85ZM107 105V106H106ZM129 105V104H128ZM132 105V104H131ZM122 106H123V104H122ZM139 107V106H138ZM138 107H137V109H138ZM75 108V109H74ZM28 109H30L31 111H33L34 113H35V115H33V118H32V116H31V120H29V116L27 117L24 113H25V111L26 110H28ZM77 109V110H76ZM95 109V108H94ZM100 109V108H99ZM101 109L99 110V112H101ZM141 109H142V107H141ZM80 110V109H79ZM83 110V109H82ZM82 110L80 111V112H82ZM107 110H108V108H107ZM120 109H118V111H119ZM251 110V109H250ZM29 111V110H28ZM96 111V109L94 110V112ZM97 111H98V109H97ZM105 112H106V110H104ZM249 111V110H248ZM37 112V113H36ZM99 112H97V113H99ZM103 112V111H102ZM116 112H117V110H116ZM148 112V111H147ZM201 112H203V111H201ZM64 113H67L68 115H67V117H69V118H67L66 117V119L64 118V119H61V116H62V114L64 115ZM83 113V112H82ZM97 113H95L96 115H97ZM104 113V112H103ZM71 114V115H70ZM81 114V113H80ZM92 114V113H91ZM146 114H148V113H146ZM202 114H204V112L203 113H201V115ZM199 115H200V113H199ZM93 116V115H92ZM148 116V115H147ZM98 117V116H97ZM99 117H102V115H100L99 114ZM127 117V116H126ZM163 117V118H162ZM35 118V119H36ZM213 118V117H212ZM85 119V118H84ZM165 119V118H164ZM215 119V118H214ZM164 121V120H163ZM191 121V120H190ZM215 121V120H214ZM113 122V123H112ZM31 123V122H30ZM126 123H127V125H128V127H129V129L128 130H125L127 127V125H126ZM135 123V124H134ZM149 123V122H148ZM131 124H132V126H131ZM214 125V124H213ZM33 126H34V123H33ZM109 126V125H108ZM122 126H125L126 128L124 129V127L122 128ZM32 127V126H31ZM37 127V128H38ZM118 127V128H117ZM199 127V126H198ZM197 127V128H198ZM39 129V128H38ZM176 127L174 126V127H172V130L171 131H176ZM185 128H183V130H184ZM204 129V128H203ZM258 130H259V128H257ZM261 129V128H260ZM61 131L62 132V130H68V132H66V133H68V134H66V136H67V138L65 139V140H63V141H67V142H70V143H73V145L74 146H72V149L71 148H69L70 150L67 152L66 151V153H63V154H58L57 152H55V149H54V147H55V145H54V143L56 142V140H57V142H59L60 141V138H61V140L63 139L61 136H60V134L58 135L57 134V132L59 133V131ZM103 130V131H102ZM200 130V129H199ZM198 130V131H199ZM201 130H202V127H201ZM205 130H207L206 132H207V136H206V138H199L200 137V134L202 133H199V137L197 138V135H196V139L194 140L193 139V141L191 142H188V140H190V138L188 139V134H187V136L185 137V135H183L179 140H178V142L176 143L177 144V146L179 147V158L177 157L176 158V156L178 155V154H175L176 156H175V158H176V160H179V159H181L182 160V158L183 159H185L184 161H187L186 163V165H188V164H193L195 167H196V169H197V166H201V164H202V161H203V159H204V157H203V159H202V154H201V152H202V148L203 147H207V145H208V142L210 141V139H212V136L210 135V134H213L212 132L210 133V131L209 130H211V129H206L205 128ZM257 130V131H258ZM102 131V132H101ZM118 131V132H119ZM133 131V133L134 132H136V133H138V134H140V137L141 138H139L138 136V138H131V140L127 143H122V139H121V135H123V137L122 138H124V135H127V133H129V132H132ZM260 131V130H259ZM65 132L63 133V134H65ZM196 132V131H195ZM203 132H205V131H203ZM205 132V133H206ZM105 133V131L102 133V134H104ZM136 133H134V134H136ZM198 132H196V134H197ZM221 133V132H220ZM14 134V135H13ZM134 134H132L133 136H134ZM172 134V133H171ZM170 134V135H171ZM62 135V134H61ZM129 135H130V133H129ZM137 135V134H136ZM28 136V137H27ZM105 136V135H104ZM211 136V137H210ZM63 137H65V136H63ZM154 137V136H153ZM99 139L101 140V141H99ZM202 139V140H201ZM59 140V141H58ZM23 141H25L24 143H23ZM226 141H227V139H226ZM229 141V140H228ZM23 143V144H22ZM189 143H191V144H189ZM226 143V142H225ZM96 144V145H97ZM233 144V143H232ZM231 144V145H232ZM166 145H167V141L166 140H164V142H162L161 143V147H166ZM230 145V144H229ZM230 145V146H231ZM258 145V144H257ZM66 146V145H65ZM169 146V144L167 145V147ZM176 146V147H177ZM229 146V147H230ZM94 147H95V145H94ZM93 147V148H94ZM177 147V148H178ZM234 147V146H233ZM255 147V146H254ZM99 148V147H98ZM98 148L96 147V150H97V153H98ZM210 148V147H209ZM208 148V151L207 150H205V151H207L206 153H205V161L206 160H213V159H215V158H220V157H225V156H227L225 153H224V151L222 152V150L221 151H218L217 152V154H215L212 150H210ZM228 148V147H227ZM256 148H258V154H257V156H256V160H258V161H260L262 164H264V143H262V144H260V145H258V147H256ZM88 149V150H89ZM92 149V148H91ZM207 149V148H206ZM230 149V148H229ZM95 150V149H94ZM204 150H203V152H204ZM252 149H251V146L249 147L248 146V144L247 143H244V144H240V145H238V150H236L237 152H234V153H232L233 154V157H232V154L230 155V153H228L232 158H233V163L231 164V170L226 174V177H225V182L226 183H230V182H240V181H242V177H243V175H244V173H243V171H242V168L243 167H241L240 166V164H242V163H244V161H246V158H247V156L251 153L250 151H251ZM254 150V149H253ZM255 151V150H254ZM108 152V151H107ZM220 152V153H219ZM29 154V153H28ZM85 154V153H84ZM99 154V153H98ZM32 155H31V157H32ZM79 155V156H78ZM83 155V154H82ZM103 155V154H102ZM127 155V156H126ZM200 155H202V156H200ZM29 156H30V154H29ZM27 158H30V157H27ZM105 158V157H104ZM98 159V158H97ZM94 160V159H93ZM85 161H87V160H85ZM84 161V162H85ZM89 161H91V160H89ZM83 162V164H85ZM207 162V161H206ZM87 163V162H86ZM24 164H26V162L25 163H23V165ZM81 164V165H80ZM93 164V163H92ZM173 164H175V163H173ZM19 165V166H18ZM140 165H142V166H140ZM88 166H90V165H88ZM149 166H151V165H149ZM82 167H83V165H82ZM153 166H151V168H152ZM203 167H206V165H204V166H201L200 168H202L203 169V171L205 172V179H202V178H199L200 180H199V182L201 181V183H200V185L201 184H203L202 185V188H203V192H206V194H208L209 193V195L211 194V197H212V195L214 196V198H212V199H210V200H213L214 199V201H213V203H212V205L215 203V205L217 204V203H220L219 201L222 199V197L224 196V199L226 198L225 197V195H223V196H221V194H222V192L220 193V195L218 196V193H219V191L218 190H222V189H220V188H218L217 186H212L210 183H213L212 181L210 182V180H209V182H208V178L212 175V171L211 170H206V168L204 169ZM22 168H23V166H22ZM149 168V167H148ZM150 168V169H151ZM159 168V167H158ZM199 168V169H200ZM23 169H25V168H23ZM207 169H209V168H207ZM41 170V171H40ZM90 170V169H89ZM26 171V170H25ZM201 171V170H200ZM199 171V172H200ZM86 172V171H85ZM90 172V171H89ZM159 173L161 174V175H159V176H156V178L157 179H155V181H154V185L156 186V188L157 189H162L163 191H165V189L164 188H167L166 190L167 191H169V190H171L170 188L173 186V184H175L174 182H175V180H176V177L174 178V175H175V170H174V167H173V165H172V163H171V161L170 160H167V162H165V164L160 168V170H159ZM188 173H190L191 174V172H188ZM61 174H59V175H61ZM68 174V175H67ZM79 175V174H78ZM157 175V174H156ZM246 175L248 176V177H251V176H256L259 180H257L258 182L262 179V180H264V167H262L261 169H258V170H255V171H253L252 173H246ZM15 177V176H14ZM70 177V178H69ZM77 177V176H76ZM152 179H153V177H151ZM204 178V177H203ZM15 179V180H14ZM179 180H180V178H178ZM202 179V180H201ZM17 180V181H16ZM22 180V179H21ZM75 180V179H74ZM144 180V179H143ZM72 181V180H71ZM89 181V180H88ZM136 181V182H135ZM152 181V180H151ZM183 181H185V180H182L181 179V182H183ZM194 181V180H193ZM87 182V181H86ZM180 182V181H179ZM186 182V181H185ZM184 182V183H185ZM18 183V184H17ZM90 182H88L87 184H89ZM94 183V182H93ZM147 183V182H146ZM150 183H152V182H150ZM176 183H178V181H176ZM187 183V182H186ZM186 183H185V185H186ZM24 184V183H23ZM216 184V183H215ZM214 184V185H215ZM244 184V183H243ZM64 185V186H63ZM68 185V184H67ZM67 185H66V187H67ZM90 185H92V184H89L88 185V187L90 186ZM151 185V184H150ZM195 184H194V182H191V181H189V183H187V189H188V192H187V190H186V192H187V194H186V196H187V200L185 201V202H183V203H178L180 206L177 208V211H175L176 212V215H174V216H176V218H174L173 216H172V218L173 219H175V221L176 220H179V219H184V220H186V222H187V224H188V231H187V227H186V229H183V230H181V231H179L180 229H182L181 228V226H180V229H176L175 228V225L172 223H170V222H167L165 219H162L161 218V221L159 220V223H161L160 225V227L164 230V231H166V230H173L174 231V234H172V235H168V241L169 242H167L166 243V239H165V243L166 244H163V245H166V246H169V245H177V243H178V245H180V243H179V240L181 239V241L180 242H183V237H185V236H187V238H186V240H185V242H183L184 243V245L183 246H181V247H179V250L176 252V253H172V255H169V256H164V255H161V254H159V253H157V252H155V251H153L155 248L154 247H156L155 246V242H154V240L150 237V235H148V234H145V233H143L142 231H141V233H143L142 235H138V236H136V234L134 235V236H136L135 238H134V240H135V242H136V246H135V249H132V247H129L128 245L130 244L128 241V237H127V234H131V232L130 231H135V228H136V226H137V228L136 229H138L139 227L141 228V224H144L145 222L147 223V225L149 224L148 222H150L149 220H151V218L150 219H148L147 221H145L146 219H144V221L145 222H143V220H142V218H140V217H142V216H140L142 213L141 212H143L144 210H145V207H144V204L143 203H141V201L139 202V204L141 203L142 205L141 206H143L142 208L143 209H141L140 210V208H138L137 210H139L140 211V214H138V215H136V213H138L137 211H135V209L133 208L134 207V201L135 200H133L132 201V208L131 209H128L127 210V216L128 217H133V219H134V217L135 216H137V218H136V220L135 221H137V219L139 220L138 222H139V224L141 225H139L138 223H137V225L135 224L136 222L134 221V222H132V224H131V222H130V224H128L127 223V225L125 226V232L123 231H121V229H119V231L118 232H120L121 231V233L122 234H124V233H126L127 232V234H126V236H124V237H127V238H124L125 239V242H127V245L125 246V248H124V250L123 251H119V250H106V251H104V254H103V257L101 258V260L99 261V262H97V263H95V264H140V263H142V264H163V263H165V262H167V261H169L168 263H171L170 261H172L173 260V264H175V262L178 264V262H182V261H190L191 260V256H192V253H193V255H194V252H191L192 251V249L194 248V247H196V246H194V244L192 245V243L193 242H196V237L199 235V233L201 232V230L205 227V228H207V226H205V224H207V225H210L211 227H213V232H215V230L217 229H220V228H232L231 226L233 225V224H235V221H236V219L235 220H233L232 221V219L230 220L229 219V221H225V219H228V218H225L224 220H222V218L219 216V214L218 213H214V214H211L208 218H207V215H206V218L207 219H203L204 217H203V207L202 206H199V205H196L197 203H196V201H198V197H197V195H196V187L194 186ZM23 186V185H22ZM21 186V187H22ZM111 186V185H110ZM124 186V187H125ZM247 186V185H246ZM246 186H243L242 188H245ZM73 187V186H72ZM91 187V186H90ZM127 187H125V188H127ZM142 187V188H141ZM248 187V186H247ZM13 188H15V187H13ZM85 188H87V185H85L84 184V186H83V189L85 190ZM91 188H93V187H91ZM147 188V187H146ZM151 188V187H150ZM235 188V187H234ZM238 188V187H237ZM67 189V188H66ZM68 189H69V187H68ZM82 189V190H83ZM149 189V188H148ZM147 189V190H148ZM218 189V190H217ZM252 189V188H251ZM81 190V191H82ZM86 190H88V189H86ZM146 190V189H145ZM156 190V189H155ZM162 190H160V193H161V191ZM243 190V189H242ZM16 191V190H15ZM68 191H70V190H68ZM67 191V192H68ZM109 191V190H108ZM107 191V192H108ZM119 191V190H118ZM122 191V190H121ZM133 191V190H132ZM218 191V192H217ZM231 191H235V192H233L232 194H230L231 192H226V190H225V192L226 193H228V194H230L231 195V200L232 199H235V198H238V197H240V198H242V195H243V191L241 192V188H240V190L238 189H236V190H231ZM249 191V190H248ZM257 191H259V193H260V191H264V186H260V187H257L255 190H253V192H251V191H249L248 193H246V194H248L247 196H249V197H247L245 194V196L243 197V202H242V208L244 209V204H245V201L247 200V198H249L250 199V197H252V195L255 193V192H257ZM85 192V191H84ZM120 192V191H119ZM124 192V191H123ZM136 193H137V191H135ZM146 193H150L151 191L150 190H148V192L147 191H145ZM152 192H153V190H152ZM174 192V191H173ZM175 192H177L176 190H175ZM201 192V191H200ZM11 193V192H10ZM78 193H79V191H78ZM87 193V192H86ZM133 193V192H132ZM169 193V192H168ZM251 193V196L249 195ZM258 193V194H259ZM262 193V192H261ZM117 194V196H115ZM144 194V193H143ZM162 194V193H161ZM216 194H217V196H216ZM223 194H224V192H223ZM13 195V194H12ZM134 195V194H133ZM136 195V194H135ZM146 195V194H145ZM52 196V197H51ZM96 196V197H95ZM125 196V195H124ZM147 196V195H146ZM154 196H155V194H154ZM197 198H196V197ZM6 197H8V198H6ZM50 197V198H49ZM89 197V196H88ZM119 197V198H118ZM120 197H121V199H120ZM130 197V196H129ZM162 197V196H161ZM233 197V198H232ZM254 197V196H253ZM260 197H264V196H260ZM10 198H11V196H10ZM17 198H18V196H17ZM67 198V199H66ZM126 198V197H125ZM196 198V200H195V202H193L194 201V199ZM216 198H218L217 200H216ZM256 198V197H255ZM56 198L54 197V201L56 202V200H55ZM80 199V198H79ZM84 199H85V197H84ZM83 199V200H84ZM129 199V198H128ZM128 199H127V201H128ZM159 199V198H158ZM53 200V199H52ZM64 200H63V203H64ZM86 200L87 201H89V198L87 199V197H86ZM93 200V199H92ZM99 200V199H98ZM97 200V201H98ZM149 200V199H148ZM209 200V201H210ZM215 200H216V202H215ZM10 201V200H9ZM73 201H74V203H73ZM97 201H95V202H97ZM126 201V202H127ZM130 201V200H129ZM147 201V200H146ZM145 201V202H146ZM160 201H162V200H159L158 201V203L160 202ZM218 201V202H217ZM250 201V200H249ZM262 201H264V198H262ZM17 202V201H16ZM121 202L123 203V204H121ZM131 202V201H130ZM136 202H138V201H136ZM144 202V201H143ZM150 202V201H149ZM221 202H222V200H221ZM224 202V201H223ZM256 202V201H255ZM261 202V201H260ZM62 203V204H63ZM79 203V202H78ZM129 205H130V203L129 202H127ZM127 203H125V204H127ZM147 203H148V201H147ZM161 203H163V201L161 202ZM195 203V204H194ZM203 203V202H202ZM57 204L58 203H56L55 205L57 206ZM61 204V205H62ZM65 204V203H64ZM63 204V205H64ZM136 205H137V203H135ZM138 204V205H139ZM149 204V203H148ZM225 204V203H224ZM227 205H228V203H226ZM231 204H233L234 205V202L233 203H231ZM230 204V205H231ZM54 205V208L56 207ZM60 204L58 205V206H61ZM67 205V204H66ZM91 205V204H90ZM102 205V206H101ZM211 205V206H212ZM57 206V207H58ZM92 206V205H91ZM101 206V207H100ZM149 206V205H148ZM176 206H178V205H176ZM217 206V205H216ZM42 207V206H41ZM41 207L39 208V209H41ZM62 207V206H61ZM68 207H70V205L68 206ZM123 207V206H122ZM126 207H128V206H126ZM130 207V206H129ZM138 207V206H137ZM204 207H206V206H204ZM53 208V207H52ZM89 208H87L86 209V211L89 209ZM124 208H125V206H124ZM147 208V207H146ZM208 208V206L206 207V209ZM212 208V207H211ZM223 208V207H222ZM241 208V209H242ZM15 209V208H14ZM43 209V208H42ZM89 209V210H90ZM99 209V210H100ZM151 209V208H150ZM205 209V210H206ZM213 209V208H212ZM221 209V207H218V210H220ZM236 209V208H235ZM234 209V210H235ZM238 209V208H237ZM49 210V209H48ZM48 210H40L38 213H37V211H35V212H33V213H37V214H33V216H32V211L30 212V210H29V208H26V209H24V210H22L23 211V214L25 215V217L24 218H28L29 217V219H30V217H33V218H31L32 220H33V222H32V224L30 225V227L28 228V229H30V230H28L29 231V234H30V236H33L36 232H38L39 230H42V228H45V226L47 225V223H50V225H51V223L52 222H55V221H57L56 219L59 217V214H58V216L56 217V215H55V213H54V211L53 210H55V209H53L52 211H51V209L48 211ZM98 210V211H99ZM100 210V211H101ZM218 210H217V212H218ZM245 210V209H244ZM13 211V210H12ZM12 211H11V213H12ZM56 211V210H55ZM94 211H93V213H94ZM99 211V212H100ZM107 211V210H106ZM106 211H104V212H106ZM207 211V210H206ZM221 211V210H220ZM250 211V210H249ZM16 212H18V211H16ZM90 212H91V210H90ZM90 212H88V214H90ZM107 212H109V211H107ZM117 212H119V211H117ZM117 212H116V214H117ZM150 212V211H149ZM149 212H146V213H144L145 214V216L147 217V213H148V216H150L149 215ZM235 212V211H234ZM125 213H126V211H125ZM205 213V212H204ZM221 213V212H220ZM57 214V213H56ZM71 214V213H70ZM100 215L101 214H103V212L101 213H99ZM107 214V213H106ZM109 214V213H108ZM143 214V215H144ZM175 214V213H174ZM207 214V213H206ZM209 214V213H208ZM252 214V213H251ZM24 215H22V216H24ZM78 215V214H77ZM85 215V214H84ZM99 215V216H100ZM104 215H105V213H104ZM113 215H115V214H112V216ZM122 215V214H121ZM135 215V216H134ZM249 217H250V215L249 214H247ZM246 215V216H247ZM254 215V214H253ZM252 215V216H253ZM7 216V217H6ZM61 216V215H60ZM64 216H65V214H64ZM68 216H70L71 217V215H68ZM72 216H73V214H72ZM98 216V217H99ZM127 216H125V217H127ZM158 216V215H157ZM161 216H162V214H161ZM164 216V215H163ZM238 216H240V220L238 219L239 217ZM238 222H240V223H242L241 221V215H239L238 214ZM63 217V216H62ZM86 217V216H85ZM84 216L83 217H81V219L79 220V221H81L82 222V220H83V218H85ZM94 217V216H93ZM104 217V216H103ZM103 217H101V219L103 220ZM141 219V221H142V223H140V219ZM144 217V216H143ZM159 217H160V215H159ZM236 216H234L233 217V219L235 218ZM245 217V216H244ZM66 218V217H65ZM64 218V219H65ZM72 218V217H71ZM97 218V217H96ZM105 218V217H104ZM107 218V217H106ZM110 218V217H109ZM120 218V217H119ZM261 218V217H260ZM30 219V220H31ZM67 219H69V218H67ZM91 219V218H90ZM93 219H95V218H93ZM100 219V222L102 221ZM154 219V218H153ZM243 219V218H242ZM262 219H264V217H262ZM62 220V219H61ZM78 220V219H77ZM96 220V219H95ZM99 220V219H98ZM126 220H128L127 218H126ZM157 220V221H158ZM167 220H169L168 219V217H167ZM248 220V219H247ZM253 220V222L252 221H250L251 222V227H250V231H249V235L246 237V239L245 238H242L243 240H244V245L243 246H240L237 250H232V251H229V252H221V259L219 260V262L217 263V264H264V224H261L258 220L257 221H255L256 219H252ZM88 222V217L86 218V219H84V221L83 222ZM107 221V220H106ZM125 221V220H124ZM152 221H154V220H152ZM236 221V222H237ZM8 222V223H7ZM68 222V221H67ZM90 222H91V220H90ZM155 222H156V220H155ZM154 222V223H155ZM237 222V223H238ZM247 222V221H246ZM23 223V222H22ZM30 222H28V223H25V224H29ZM56 223V222H55ZM54 223V224H55ZM59 223V220L57 221V224ZM76 223H77V221H76ZM145 223V224H146ZM153 223V224H154ZM54 224H52V225H54ZM90 224H93V223H90ZM134 224V225H133ZM143 225V226H146V225ZM153 224L152 225H148L149 227H142V228H144V229H150L149 231H151V233H152V230H153V228L151 227V226H153ZM155 224H157V222L155 223ZM243 224V223H242ZM242 224H241V226H242ZM14 225V224H13ZM16 225V224H15ZM19 226H20V224H18ZM159 224H157V226H158ZM238 225V224H237ZM240 225V224H239ZM26 226V225H25ZM55 226V225H54ZM78 226V225H77ZM139 226V227H138ZM244 226V225H243ZM11 227V228H10ZM18 226L16 225V229L18 230V228H20V227H18ZM62 227H64V226H62ZM122 227V226H121ZM177 227V226H176ZM246 227V226H245ZM66 228H68V227H66ZM70 228H72V229H65V232H64V234L62 235L63 236V238L64 239H68V238H77V236H76V232L74 233V230L75 229H77L78 231L80 230V227L78 228H76L75 227V229L73 230V228L74 227H70ZM184 228V227H183ZM204 228V229H205ZM5 229H7V230H5ZM15 229V232L17 231ZM23 229V228H22ZM107 229V228H106ZM123 229V228H122ZM143 229V230H144ZM176 229V230H175ZM207 229H209V228H207ZM5 230V231H4ZM44 230V229H43ZM42 230V231H43ZM71 230V231H70ZM109 230V229H108ZM108 230H106V231H108ZM124 230V229H123ZM142 230V229H141ZM147 230V231H148ZM178 230V231H177ZM211 231H212V229H210ZM209 230V231H210ZM4 231V232H3ZM9 231H11L12 232V230H9ZM9 231L7 232V233H9ZM22 231L23 230H20L19 232H21L20 234H22ZM104 231V230H103ZM163 231V232H164ZM168 231V232H169ZM175 231H177V232H175ZM41 232V231H40ZM88 232H90V233H92V231H89V229H84L83 227H82V229L80 230V232H78V234L80 235V234H83L82 236H86V238H87V235L89 236L90 234H88ZM102 232V231H101ZM128 232H130V233H128ZM159 232H160V230H159ZM167 232V233H168ZM206 232V231H205ZM6 233V232H5ZM104 233V232H103ZM103 233H102V235H103ZM106 233V232H105ZM104 233V234H105ZM108 233V232H107ZM110 233V232H109ZM109 233L107 234L108 236H109ZM138 233H139V231H138ZM149 233V232H148ZM161 233V232H160ZM187 233V234H186ZM189 233V234H188ZM216 233V232H215ZM214 233V234H215ZM11 234V233H10ZM98 234V233H97ZM101 233H99V235H100ZM112 234H113V231H112ZM169 234V233H168ZM170 234H171V232H170ZM176 234V235H175ZM4 235H6V234H4ZM101 235V236H102ZM106 235V236H107ZM116 235H118V234H115L114 236V238H116L117 236ZM156 235V233L154 234V236ZM212 235H213V233H212ZM91 237L93 236V235H90ZM89 236V237H90ZM104 236V235H103ZM118 236H120V235H118ZM130 236V235H129ZM132 236V235H131ZM133 236V237H134ZM152 236V235H151ZM166 236V235H165ZM172 236V237H171ZM214 236V235H213ZM3 237V236H2ZM100 237V236H99ZM109 237H111V235L109 236ZM121 237V236H120ZM157 237V236H156ZM164 237V236H163ZM162 237V238H163ZM199 237V236H198ZM1 238V237H0ZM17 238H18V235H17ZM56 238V237H55ZM78 238H80L79 236H78ZM83 238H85V237H83ZM94 238V237H93ZM107 238V237H106ZM121 238H123V237H121ZM129 238H131V237H129ZM165 238V237H164ZM171 238V239H170ZM195 238V239H194ZM2 239V238H1ZM1 239H0V241H1ZM108 239H113V238H108ZM118 239V237L115 239V240H117ZM185 239V238H184ZM20 240H21V238H20ZM56 240V239H55ZM60 240L62 241L63 239L62 238H60ZM86 240V239H85ZM128 240V241H127ZM189 240V241H188ZM195 240V241H194ZM198 240V239H197ZM17 241V240H16ZM29 241H30V239H29ZM113 241V240H112ZM81 242V241H80ZM79 242V243H80ZM109 242H110V240H109ZM108 242V243H109ZM20 243V242H19ZM59 243H61V242H59ZM78 243V244H79ZM107 243V242H106ZM129 243V244H128ZM39 244H41V242H39ZM83 244H85L84 242L82 243V245ZM123 244H125V243H123ZM182 244V243H181ZM197 244V243H196ZM29 245V244H28ZM33 245V244H32ZM162 245V246H163ZM192 245V246H191ZM209 245V244H208ZM24 246V245H23ZM76 246V245H75ZM84 246V245H83ZM85 246H87V244H85ZM104 246H106V245H104ZM123 246V245H122ZM166 246H164L163 247V249L166 247ZM190 246H191V250H190ZM194 246V247H193ZM210 246V245H209ZM42 247V246H41ZM43 247H46V249H47V251H50V249L52 248V247H50V245H47V246H43ZM117 247H119V246H117ZM159 247V246H158ZM157 247V248H158ZM24 248V247H23ZM83 250H82V249ZM79 247V249H81V251L79 252L80 254H81V257L84 255V251H85V249L84 248H86V247ZM102 248V247H101ZM162 248V247H161ZM5 251V253H6V256L4 257V258H2L1 260H0V264H37L38 262H43L44 264H76V263H78V258L77 257H75V256H77L79 253H77L75 256L74 255H71L69 258H68V260H63L64 262H57V261H54L53 259V261L52 260H50V259H48V258H46V259H44V260H41V261H39L38 260V258H37V260H36V257L33 259H29L28 258V256H27V258H24V257H21V258H23L22 259V261H19V260H16L15 258H13L16 254H20V253H18V250H14L12 247H6V248H0V251ZM29 248H27V250H28ZM30 249H32L31 250V252H35L34 250H35V248L34 247H32V248H30ZM88 249V251L87 252H90L91 250L89 249V248H87ZM148 249H149V252H147L148 251ZM70 250V249H69ZM90 250V251H89ZM194 250H196V249H194ZM21 251V250H20ZM83 251V252H82ZM29 252V251H28ZM82 252V253H81ZM87 252L85 253V255L84 256H86V254H87ZM142 252L144 253V252H146L143 256H142ZM190 252H191V255H190ZM27 253V252H26ZM63 253V252H62ZM30 254V253H29ZM35 254V253H34ZM83 254V255H82ZM91 254H93V252L91 253ZM91 254H89V256L91 255ZM21 255V254H20ZM27 255H28V253H27ZM165 255H168V254H165ZM24 256V255H23ZM195 256V255H194ZM193 256V257H194ZM26 257V256H25ZM87 258H88V254H87V256H86ZM86 257H85V259H84V257H82V259L84 260V261H81V258H80V260L79 261H81V262H79L78 264H82V263H86V261L85 260H87L86 259ZM91 257V256H90ZM196 257V256H195ZM20 258V257H19ZM21 260V259H20ZM95 261H97V260H95ZM46 262V263H45ZM168 263H165V264H168ZM186 263H188V262H186ZM196 263V262H195ZM172 264V263H171ZM200 264V263H199Z\"/></svg>",
  "mask_w": 264,
  "mask_h": 264
}]
</instances>
